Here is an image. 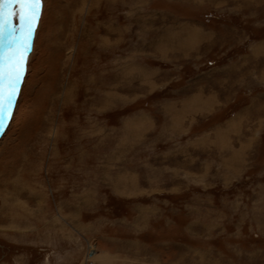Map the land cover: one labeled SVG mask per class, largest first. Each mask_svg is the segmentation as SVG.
Returning a JSON list of instances; mask_svg holds the SVG:
<instances>
[{
    "label": "rangeland",
    "instance_id": "obj_1",
    "mask_svg": "<svg viewBox=\"0 0 264 264\" xmlns=\"http://www.w3.org/2000/svg\"><path fill=\"white\" fill-rule=\"evenodd\" d=\"M19 88L0 264H264V0H43Z\"/></svg>",
    "mask_w": 264,
    "mask_h": 264
},
{
    "label": "snow or ice",
    "instance_id": "obj_2",
    "mask_svg": "<svg viewBox=\"0 0 264 264\" xmlns=\"http://www.w3.org/2000/svg\"><path fill=\"white\" fill-rule=\"evenodd\" d=\"M42 7L43 0H0V39L14 46L0 60V129L12 116Z\"/></svg>",
    "mask_w": 264,
    "mask_h": 264
},
{
    "label": "bare ground",
    "instance_id": "obj_3",
    "mask_svg": "<svg viewBox=\"0 0 264 264\" xmlns=\"http://www.w3.org/2000/svg\"><path fill=\"white\" fill-rule=\"evenodd\" d=\"M19 35V33H18ZM6 41H3L0 39V51L3 54V58L5 57V55L11 50L12 47H14L13 45H10L9 42L5 43ZM8 44V45H7ZM29 53V52H28ZM2 58V59H3Z\"/></svg>",
    "mask_w": 264,
    "mask_h": 264
}]
</instances>
